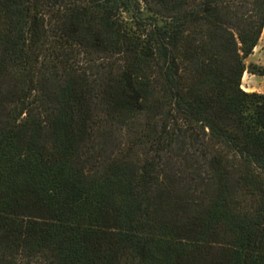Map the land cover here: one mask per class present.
<instances>
[{
  "label": "trees",
  "instance_id": "16d2710c",
  "mask_svg": "<svg viewBox=\"0 0 264 264\" xmlns=\"http://www.w3.org/2000/svg\"><path fill=\"white\" fill-rule=\"evenodd\" d=\"M264 0H0V264H264Z\"/></svg>",
  "mask_w": 264,
  "mask_h": 264
},
{
  "label": "crops",
  "instance_id": "0c3cea01",
  "mask_svg": "<svg viewBox=\"0 0 264 264\" xmlns=\"http://www.w3.org/2000/svg\"><path fill=\"white\" fill-rule=\"evenodd\" d=\"M247 63H253V64H257L260 66L264 67V29H263V33L261 35L260 41L258 46L255 48L254 53L249 57ZM245 78L247 77V79L249 81L253 80V79H261L264 83V78L262 77H257L254 75H250L248 73H245ZM247 92H255V90L252 88V85H248V87L246 88ZM258 93H262V92H258Z\"/></svg>",
  "mask_w": 264,
  "mask_h": 264
},
{
  "label": "rangeland",
  "instance_id": "374dc122",
  "mask_svg": "<svg viewBox=\"0 0 264 264\" xmlns=\"http://www.w3.org/2000/svg\"><path fill=\"white\" fill-rule=\"evenodd\" d=\"M242 84H243V90L244 91L246 90L248 85H252V88L255 90V92H248V93L262 92V93H258V94H264V83L261 79H253V80L249 81L247 79V77L246 78L243 77ZM245 92H247V91H245Z\"/></svg>",
  "mask_w": 264,
  "mask_h": 264
}]
</instances>
